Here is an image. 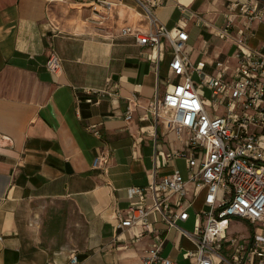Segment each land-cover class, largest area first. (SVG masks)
Returning <instances> with one entry per match:
<instances>
[{"label":"crops","instance_id":"0c3cea01","mask_svg":"<svg viewBox=\"0 0 264 264\" xmlns=\"http://www.w3.org/2000/svg\"><path fill=\"white\" fill-rule=\"evenodd\" d=\"M232 1L244 0H160L152 9L167 28L188 33L185 51L202 72L191 70L195 83L214 73L215 61L235 62L242 25L227 38L217 34ZM143 14L135 0H0V264H71L74 253L77 264H144L151 238L139 235L140 226L108 245L116 215L128 216L139 197H128L127 188L144 187L151 173L159 179L182 161L186 175L185 161L167 155L185 147L187 134L178 140L160 122L153 134V117L140 118L143 108L129 124L122 117L131 94L144 105L181 80L169 67L168 42L158 49L118 34L123 25L147 29ZM101 28L115 37L101 36ZM243 38L263 47L264 20ZM52 52L61 61L57 74L45 67ZM100 152L108 154L106 171L92 167ZM143 202L150 205L151 196ZM201 203L202 195L194 198L178 227L150 214L165 237L161 255L174 264L191 263L186 253L194 243L179 229L193 231Z\"/></svg>","mask_w":264,"mask_h":264},{"label":"built area","instance_id":"2783aa9c","mask_svg":"<svg viewBox=\"0 0 264 264\" xmlns=\"http://www.w3.org/2000/svg\"><path fill=\"white\" fill-rule=\"evenodd\" d=\"M135 1L144 11L148 28L123 25L118 34L133 36L139 45L158 49L163 41L168 42L169 67L181 80L161 95L156 93L144 105L137 94H131L122 117L129 124L138 108H143L140 118L153 117V134L158 122L178 140L185 132V147L171 150L167 160L183 159L186 175L173 168L156 179L153 172L144 187H128V197L138 196L139 201L128 206V216L116 215V233L108 245L117 242L126 229L140 226L139 235L151 238L141 251L143 263L174 264L161 255L165 237L153 225L150 214L156 211L168 228L178 227L179 221L188 218L194 198L202 195L193 231L179 229L194 243V249L186 253L190 264H264V227L253 232L247 242L228 235L226 227L230 218L264 223V46L250 48L243 38L244 30L264 20V0L232 1L227 5L225 24L217 34L227 38L232 26L242 25L233 54L235 62L232 64L229 58L215 61L214 73L200 76L198 83L193 81L191 70L200 74L201 67H193L185 51L188 33L181 27L167 28L157 20L152 9L160 0ZM103 6L109 9L110 3L104 2ZM98 33L111 40L115 37L109 29L101 28ZM45 67L57 74L61 69L59 56L52 52ZM203 87L210 90V97L199 93ZM208 106L213 110L208 111ZM108 162V154L100 152L94 156L92 167L106 171ZM147 194L152 199L150 205L143 202ZM69 261L78 263L75 253Z\"/></svg>","mask_w":264,"mask_h":264},{"label":"rangeland","instance_id":"374dc122","mask_svg":"<svg viewBox=\"0 0 264 264\" xmlns=\"http://www.w3.org/2000/svg\"><path fill=\"white\" fill-rule=\"evenodd\" d=\"M54 22H56L54 20ZM193 79L197 80L196 75H193ZM204 96L210 97V90L206 87L202 88ZM177 166L180 169L183 177H185V169L182 161L177 162ZM227 231L230 234H234L240 241L247 242L253 232L260 231L261 226L264 227V223L249 224L240 218H230L226 223ZM184 229L191 231L192 225H186Z\"/></svg>","mask_w":264,"mask_h":264},{"label":"water","instance_id":"95a60500","mask_svg":"<svg viewBox=\"0 0 264 264\" xmlns=\"http://www.w3.org/2000/svg\"><path fill=\"white\" fill-rule=\"evenodd\" d=\"M66 167H67V170H70L68 165H67ZM77 258H79V259H80V258H81V256H80V255H78V256H77Z\"/></svg>","mask_w":264,"mask_h":264}]
</instances>
